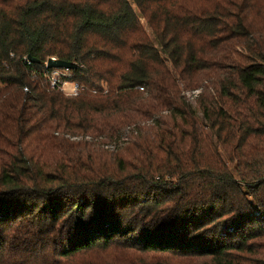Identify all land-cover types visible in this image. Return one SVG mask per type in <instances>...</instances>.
Returning a JSON list of instances; mask_svg holds the SVG:
<instances>
[{
    "label": "trees",
    "instance_id": "trees-1",
    "mask_svg": "<svg viewBox=\"0 0 264 264\" xmlns=\"http://www.w3.org/2000/svg\"><path fill=\"white\" fill-rule=\"evenodd\" d=\"M71 262L264 264V0H0V264Z\"/></svg>",
    "mask_w": 264,
    "mask_h": 264
},
{
    "label": "built area",
    "instance_id": "built-area-1",
    "mask_svg": "<svg viewBox=\"0 0 264 264\" xmlns=\"http://www.w3.org/2000/svg\"><path fill=\"white\" fill-rule=\"evenodd\" d=\"M27 64L31 63L30 59L26 60ZM47 67V61L45 62ZM51 71L46 73L49 85L51 88H57L59 91L63 92L67 96H76L82 90L83 86L76 82H71L66 77L68 76L67 69L61 68H49Z\"/></svg>",
    "mask_w": 264,
    "mask_h": 264
},
{
    "label": "water",
    "instance_id": "water-1",
    "mask_svg": "<svg viewBox=\"0 0 264 264\" xmlns=\"http://www.w3.org/2000/svg\"><path fill=\"white\" fill-rule=\"evenodd\" d=\"M30 59L34 62H38V60H36V59H32V58H30ZM47 67L48 68H61V69L72 70V69H75L77 67V64L74 62H69V61H64V60L49 57L47 59Z\"/></svg>",
    "mask_w": 264,
    "mask_h": 264
},
{
    "label": "rangeland",
    "instance_id": "rangeland-1",
    "mask_svg": "<svg viewBox=\"0 0 264 264\" xmlns=\"http://www.w3.org/2000/svg\"><path fill=\"white\" fill-rule=\"evenodd\" d=\"M140 22H141L142 26L144 27V29H146V31L150 34L149 29H148L147 24H146V21H145V19L142 16L140 17ZM190 93L191 92H187V95L189 97H191ZM112 254H113V252H111V251H95L94 253H91L90 256L93 257V258L97 257L100 260H111ZM76 262H71L70 264H74Z\"/></svg>",
    "mask_w": 264,
    "mask_h": 264
}]
</instances>
